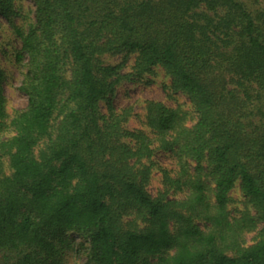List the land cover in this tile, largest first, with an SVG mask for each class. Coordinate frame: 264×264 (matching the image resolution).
<instances>
[{
    "label": "trees",
    "instance_id": "1",
    "mask_svg": "<svg viewBox=\"0 0 264 264\" xmlns=\"http://www.w3.org/2000/svg\"><path fill=\"white\" fill-rule=\"evenodd\" d=\"M32 2L30 18L0 0L27 99L7 112L0 66V264H66L70 252L84 264H264V12L239 0ZM156 69L190 111L147 101L146 130L130 129L116 89ZM156 153L174 169L153 197ZM237 186L253 213L232 217Z\"/></svg>",
    "mask_w": 264,
    "mask_h": 264
},
{
    "label": "rangeland",
    "instance_id": "2",
    "mask_svg": "<svg viewBox=\"0 0 264 264\" xmlns=\"http://www.w3.org/2000/svg\"><path fill=\"white\" fill-rule=\"evenodd\" d=\"M243 2L251 12L263 11L264 0H239ZM18 6L21 7L23 16L33 17L34 4L32 0H17ZM24 17L20 20L23 21ZM19 47V41L11 34L10 29L4 19L0 16V66L6 75L5 96L7 100V112L13 114L14 111L24 109L27 105L26 97L18 91L23 79V71L14 65L13 54ZM108 64L118 63L120 58H105ZM132 61L128 62V66ZM169 79L161 70H154L152 75H146L140 81L124 82L115 92L112 104L117 110H129L132 114L129 120L130 129L146 130L144 124V105L147 101H159L168 107H181L184 111H190L189 103L186 98L176 95L169 90ZM190 120V118H189ZM191 121H189V124ZM188 124V125H189ZM153 167L147 187L148 193L155 197L164 190L163 171L171 172L174 169L168 155L164 153H156L152 161ZM2 171L8 174L7 163H2ZM172 174V173H171ZM174 193L176 195L174 196ZM180 193L170 190L168 198L180 197ZM230 203L228 205L229 213L232 217H236L239 213L248 209L253 211L246 204V199L241 194L238 186L232 190L230 194ZM253 234L246 235L245 240L250 244ZM70 239H74L75 243H80L81 239L73 234H69ZM86 257L82 253L70 252L67 257L66 264H84Z\"/></svg>",
    "mask_w": 264,
    "mask_h": 264
}]
</instances>
